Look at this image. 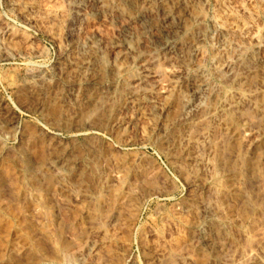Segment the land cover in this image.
I'll return each mask as SVG.
<instances>
[{"label": "rangeland", "instance_id": "rangeland-1", "mask_svg": "<svg viewBox=\"0 0 264 264\" xmlns=\"http://www.w3.org/2000/svg\"><path fill=\"white\" fill-rule=\"evenodd\" d=\"M263 37L264 0H0V264H264Z\"/></svg>", "mask_w": 264, "mask_h": 264}, {"label": "bare ground", "instance_id": "bare-ground-1", "mask_svg": "<svg viewBox=\"0 0 264 264\" xmlns=\"http://www.w3.org/2000/svg\"><path fill=\"white\" fill-rule=\"evenodd\" d=\"M171 11V10H170ZM165 16H166V19L168 20H170V18L172 19V13L171 12H166L165 13ZM177 43H176V41H174V39L172 40V38L170 39H168V38H166V39H164L162 42H161V44H160V48H162L163 50H165V51H172L173 49H175L176 48V45Z\"/></svg>", "mask_w": 264, "mask_h": 264}, {"label": "built area", "instance_id": "built-area-1", "mask_svg": "<svg viewBox=\"0 0 264 264\" xmlns=\"http://www.w3.org/2000/svg\"><path fill=\"white\" fill-rule=\"evenodd\" d=\"M262 39H264V37L262 38ZM260 41V40H259ZM264 47V46H263Z\"/></svg>", "mask_w": 264, "mask_h": 264}]
</instances>
